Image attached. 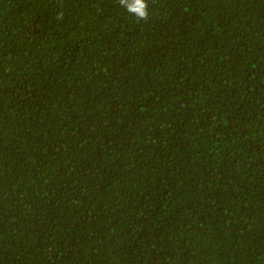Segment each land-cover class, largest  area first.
<instances>
[{"label": "trees", "instance_id": "obj_1", "mask_svg": "<svg viewBox=\"0 0 264 264\" xmlns=\"http://www.w3.org/2000/svg\"><path fill=\"white\" fill-rule=\"evenodd\" d=\"M0 0V264H264V0Z\"/></svg>", "mask_w": 264, "mask_h": 264}, {"label": "clouds", "instance_id": "obj_2", "mask_svg": "<svg viewBox=\"0 0 264 264\" xmlns=\"http://www.w3.org/2000/svg\"><path fill=\"white\" fill-rule=\"evenodd\" d=\"M118 4L133 14L138 22L149 19V0H118Z\"/></svg>", "mask_w": 264, "mask_h": 264}]
</instances>
